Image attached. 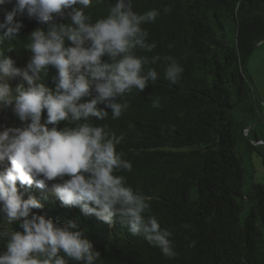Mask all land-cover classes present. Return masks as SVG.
<instances>
[{
	"label": "trees",
	"instance_id": "1",
	"mask_svg": "<svg viewBox=\"0 0 264 264\" xmlns=\"http://www.w3.org/2000/svg\"><path fill=\"white\" fill-rule=\"evenodd\" d=\"M132 6L137 13H161L142 25L148 43L156 47L136 54L171 56L184 72L172 84L164 78L163 62L147 65L157 70L158 79L142 92L126 94L121 102L129 107L119 118L99 105L109 115L92 122L123 137L117 151L131 162L132 171L117 175L148 198L146 215L172 232L176 255L165 257L143 236L132 235L118 216L109 225L78 207L63 206L52 194L53 182L45 188L18 184L19 190L25 199L41 201L43 208L34 212L84 230L100 253L95 264H264V182L255 179L253 164L254 156H264L263 144L253 143L259 140L254 127L262 104L246 68L251 53L264 44V0H133ZM109 7L110 0H93L84 11L95 21ZM15 19L24 27L0 50L25 66L30 53L23 45L40 25L26 16ZM55 78L52 68L41 74L50 87ZM156 98L159 108L152 107ZM21 126L11 107L0 108V130ZM8 166L7 160L0 162V170ZM0 225L20 230L16 223L0 220Z\"/></svg>",
	"mask_w": 264,
	"mask_h": 264
},
{
	"label": "clouds",
	"instance_id": "2",
	"mask_svg": "<svg viewBox=\"0 0 264 264\" xmlns=\"http://www.w3.org/2000/svg\"><path fill=\"white\" fill-rule=\"evenodd\" d=\"M9 4L11 10L5 7ZM92 4L0 0V44L18 37L24 27L15 19L18 15L40 25L23 45L30 53L25 66H17L0 50V108L11 107L23 125L0 130V162H9L0 170V220L20 229L0 225V264H95L100 256L75 222L58 223L34 212L43 204L35 197L25 199L18 187L35 183L45 188L48 182L63 206L78 207L83 215H95L109 225L118 216L132 235L143 236L165 257L176 255L172 232L146 215L148 198L117 175L132 171L131 162L117 151L123 137L92 121H104L109 115L105 108L111 109L113 119L119 118L129 107L121 102L123 97L158 79L157 70L147 65L163 62L164 78L172 84L184 68L171 56L136 54L156 47L148 43L142 25L155 22L160 10L137 13L133 0H110L108 14L93 21L84 11ZM49 68L56 70L54 87L41 81ZM15 79L21 82L12 87ZM152 107H161L159 98Z\"/></svg>",
	"mask_w": 264,
	"mask_h": 264
},
{
	"label": "rangeland",
	"instance_id": "3",
	"mask_svg": "<svg viewBox=\"0 0 264 264\" xmlns=\"http://www.w3.org/2000/svg\"><path fill=\"white\" fill-rule=\"evenodd\" d=\"M246 68L250 74L262 104V114L255 124V132L259 138L258 143L264 147V44L255 49L247 59ZM255 179L264 182V156H254Z\"/></svg>",
	"mask_w": 264,
	"mask_h": 264
},
{
	"label": "water",
	"instance_id": "4",
	"mask_svg": "<svg viewBox=\"0 0 264 264\" xmlns=\"http://www.w3.org/2000/svg\"><path fill=\"white\" fill-rule=\"evenodd\" d=\"M254 144L258 143V141H253Z\"/></svg>",
	"mask_w": 264,
	"mask_h": 264
}]
</instances>
